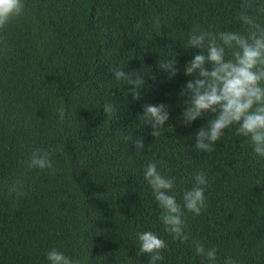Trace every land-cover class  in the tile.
<instances>
[{"label":"trees","instance_id":"1","mask_svg":"<svg viewBox=\"0 0 264 264\" xmlns=\"http://www.w3.org/2000/svg\"><path fill=\"white\" fill-rule=\"evenodd\" d=\"M25 14L0 31V264H48L57 248L79 264H148L137 233L152 231L168 247L158 264H207L191 240L217 249L216 264H264V158L233 130L211 153L194 149L207 116L182 122L189 77L185 49L191 29L239 31L264 24V0H24ZM160 18L156 27L152 20ZM143 26L137 29L139 21ZM176 54L171 80L159 63ZM142 70L140 99L127 95L111 69ZM113 104L111 116L103 105ZM163 103L169 120L153 137L143 105ZM210 118V117H208ZM143 137L137 152L123 136ZM33 148L51 153L55 174L24 162ZM149 162L175 180V194L191 188L198 170L207 175V209L185 210L190 240L165 232L152 190ZM25 178V195L12 199L6 184Z\"/></svg>","mask_w":264,"mask_h":264},{"label":"clouds","instance_id":"2","mask_svg":"<svg viewBox=\"0 0 264 264\" xmlns=\"http://www.w3.org/2000/svg\"><path fill=\"white\" fill-rule=\"evenodd\" d=\"M25 14L24 0H0V31L12 22L19 20ZM240 19L245 25H250V31L245 35L239 31H221L213 33L194 26L189 32L185 49H197L192 59L183 68V75L189 77L180 90L185 105L181 113L182 122L190 126L198 118L207 116L206 126H201L195 133L194 149L197 152L211 153L218 141L225 135V130L232 131L247 140L252 151L258 157L264 158V24L257 23L252 15L242 13ZM160 26V18L152 20ZM143 26V21L136 25ZM178 60L174 53L158 64L161 71L167 74L169 80L179 72ZM112 75L123 85H129L127 95L133 100L140 99L142 89L146 85L145 71L126 72L125 69H111ZM105 114L111 116L118 110L113 104L103 105ZM142 118L150 125L153 137L161 135L162 129L169 120V110L163 103L143 105ZM210 117V118H208ZM126 143H131L139 153L144 149L143 137L132 139V135L123 136ZM51 153L40 148H33L24 162L26 171L39 169L55 174V167L50 159ZM206 173L198 170L193 178L191 188L182 194V201H177L175 180L162 174L157 164L149 162L144 170V180L150 186L152 195L162 209L160 216L166 233L181 244L190 240L186 231L185 210L194 216H200L207 209L205 197L209 181ZM25 178H17L6 184L7 196L17 199L24 196ZM139 242V254L149 257L148 264H158L164 260L162 252L168 247L164 239L152 231L136 234ZM197 256L203 257L207 264H216L217 249L206 248L196 239L191 240ZM48 264H79L57 248H51L46 253ZM224 264H239L231 257Z\"/></svg>","mask_w":264,"mask_h":264}]
</instances>
